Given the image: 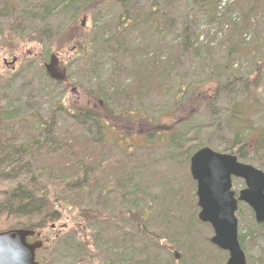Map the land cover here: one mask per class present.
<instances>
[{"label": "rangeland", "instance_id": "obj_1", "mask_svg": "<svg viewBox=\"0 0 264 264\" xmlns=\"http://www.w3.org/2000/svg\"><path fill=\"white\" fill-rule=\"evenodd\" d=\"M152 2L134 0L131 15L137 14L136 18H141V21L131 26L128 19H125V28L118 25L122 8L114 1L106 0L92 9L93 11H83L76 24L81 27L84 43L86 42L88 47L89 43L91 44L92 53L88 57L75 53L73 45L67 42L64 36L61 37L70 26L69 16L64 12H54L48 20L38 26V35L30 33L25 36L26 43L21 45L18 51L10 50L5 43L4 47L0 48L1 90L5 92L8 89V93L19 97L23 111L31 110V107L25 104L29 101L34 106V111L45 116L52 114L58 103L69 110H73L75 104L81 106L78 108H94L100 114L107 115L102 102L99 103L88 93L96 92L99 86L108 91L119 86L118 89L125 92L122 97L112 102L115 115L141 112L148 121L161 122V129L172 125L178 128L182 126L183 121L173 124L168 116V111L174 107L175 92L183 83L191 85L204 82L206 76L213 72V77L220 76L218 81L239 78L236 81V89L228 93L223 92L218 103L226 108L230 107L233 100L249 105L254 126L264 134V0H158L157 10L163 13L166 19L169 17L164 24L166 29H162V32L156 31L155 25L148 26L143 23L145 15L152 9ZM26 9L24 5H20L17 13L22 16ZM2 22L1 25L4 26L6 20ZM186 27L190 37L197 39V49L185 55L178 56L173 53L171 56L169 51L174 49L169 48L182 41ZM115 36L118 41L112 42ZM56 37L61 39L54 41ZM100 41H105L107 46L101 48ZM46 50H49L54 61H57L53 67L54 76H51L45 67L52 57L42 62L37 54ZM167 57L172 59L168 62L170 71L165 77L164 89L149 88L148 85L142 90L135 66H140L139 63L147 59L148 62L144 63L143 68L152 69L154 61L167 60ZM14 59L15 62L12 63ZM247 81L248 86L242 92L241 84H246ZM206 85L213 88L212 83ZM213 117L202 108L192 116L191 125L207 126L213 122ZM58 121L60 132L80 128L77 122L71 119V115L66 113H59ZM141 121L132 118L130 122H125L114 117L109 137L116 139V143L121 145L120 150L118 147L112 148L114 151L107 148L105 152L93 153L94 157L105 153L107 172L101 184H110L111 189L101 195L98 190L91 191L84 204L100 209L105 216L111 218L110 235L113 236L114 231L121 230L131 234L133 244H143L148 250L139 254L141 257L149 252L155 242L137 233L134 224H127L118 212L148 209L150 216L155 219L156 213L167 205L163 200H158V196L163 199L168 188L172 187L174 194L167 196L171 201L178 200L182 211L180 217L184 223L178 230L179 234L186 232L188 220L195 215L196 222L191 231L198 246L205 242L207 237L211 238L213 229L198 219L196 182L191 177L189 164L178 155L175 160H169L167 148L160 145L162 143L158 140L146 137L149 125ZM210 134L211 136H205L211 140L208 146L221 150L218 144H226L222 139L225 133L211 131ZM252 156L253 161L248 163L258 167L261 162L264 166V150L252 153ZM130 176L133 177L131 183L130 178H127ZM244 187L243 179L233 178V190L237 195ZM75 213V209L67 211V216L57 223V227L52 228L54 230L50 234L45 231L40 233L41 240L46 244V248L36 254L40 264H110L109 258L98 248L99 241H96L95 246L97 259L92 258L91 250H70L72 242H82L79 236L70 231V221H73ZM114 215L116 217H113ZM236 215L240 227L241 224L243 226L242 232L248 234L244 249L247 264H264V224L262 228L258 226L253 210L244 202H239ZM106 222L109 220L94 224L91 228L93 234L98 235L106 226ZM147 227L152 229V226ZM174 230H177V226ZM239 231L241 232V228ZM182 244L186 246L187 251L185 260L189 261L197 247L189 246L190 241L185 238L179 242V247ZM162 245L170 248L176 261L182 259V249H175L177 244H168L170 247L164 243ZM198 252H203V259L208 258L202 261L203 264H210L208 260L211 255L216 257L207 246ZM217 255L219 259L220 254ZM74 258H77V263L73 262Z\"/></svg>", "mask_w": 264, "mask_h": 264}, {"label": "trees", "instance_id": "obj_2", "mask_svg": "<svg viewBox=\"0 0 264 264\" xmlns=\"http://www.w3.org/2000/svg\"><path fill=\"white\" fill-rule=\"evenodd\" d=\"M104 1L106 0H0V48L4 47L5 43L10 50L18 51L21 45H25L26 35L30 33L34 36L38 35L37 28L41 23L48 20L54 12H64L69 16L71 23L67 32L61 37L64 36L66 41L73 45L75 53L88 57L92 53V47L90 43L89 47L86 42L84 43L81 27L76 24L77 18L83 11H93L92 9ZM111 1L122 8L118 24L120 27L125 28L127 21L131 26L141 21V18H136L137 14L131 15L134 0ZM152 1V9L145 15L143 23L148 26L155 25L156 31L162 32V29H166L164 24L169 17L166 19V16L157 10L158 0ZM20 5L27 8L22 16L17 13ZM125 19L128 20L124 23ZM3 20H6L4 26L1 25ZM190 36L186 27L182 41L169 48L174 49L169 51L171 56L173 53L178 56L185 55L197 49L195 44L197 39ZM60 39L56 37L54 41ZM111 41H118V37H113ZM100 46L103 48L107 44L105 41H100ZM37 54L42 62L53 58L49 50ZM170 59L172 58L167 57V60L154 61V66L148 70L143 68L144 63L148 62L147 59L139 63L140 66H135L142 90L148 85L149 88L164 89L165 77L170 71L168 63ZM211 73L206 76L204 82H195L191 85L183 83L179 86L175 92L174 107L170 112L168 111V116L173 124L183 121L182 126L177 128L176 125H172L166 129L159 128L161 124L159 121H148L141 112L115 115L112 102L122 97L125 92V90L120 91L119 86L112 91L99 86L96 92L88 93L99 103L102 102L107 115L100 114L94 108H78L81 106L75 104L73 110H69L58 103L52 114L45 116L34 111L35 108L29 101L25 104L30 106L31 110L23 111L21 99L11 92L8 93V89L2 91L0 82V232L12 228H27L37 233L45 231L50 234L54 230L53 225L54 228L57 227V223L67 216L66 212L75 209L74 219L70 221V231L79 236L82 242L78 244L72 242L69 247L74 252L91 250L92 258L97 259L95 246H97L96 241H99L98 248L106 254L110 264H203L202 261L208 258L203 259V252L199 254L198 251L207 246L216 256L214 258L210 254L208 263L226 264L228 254L212 245L209 237L205 242L196 245V237L191 231L196 222L195 215L188 220L186 232L179 234L178 230L184 223L180 217L182 211L178 200L171 201L169 198L175 192L172 187L168 188L163 199L158 196V200H163L167 205L156 213L155 219L150 216L151 212L148 209L118 212L127 224H134L137 233L155 242L151 245V249L149 248V252L141 257L139 254H144L148 250L143 244H133L131 234L123 233L121 230L114 231L113 236L110 235L111 218L105 216L100 209L84 204L85 199L90 197L91 191L98 190L101 195L111 189L110 184H101L107 172L105 153L96 157L93 153L105 152L107 148L114 151L112 148L118 147L120 150L121 145L116 143V139L109 137L110 130L113 129L114 117L121 118L125 122H130L132 118L143 120L141 122L149 125L146 137L162 143L160 145L167 148L169 160H175L178 155L186 164L190 163V157L195 151L211 143L210 139L205 138L207 134L211 136V131L215 133L222 131L226 134H223L222 138L226 144H218L221 150L216 149V151L234 154L243 163L250 164L248 162L254 159L252 153L264 150V134L254 126L250 106L238 100H233L229 108L218 103L223 92L228 93L236 89V81L239 78L233 77L225 82L218 81L220 76L216 78ZM206 83H212L213 88L208 87ZM241 85L243 92L248 86V81ZM126 92L128 94V91ZM202 108L214 116L213 122L207 126H192V116ZM59 113L71 115V119L77 122L82 130L78 128L74 131L68 129L60 132ZM257 168L264 171L261 162L258 163ZM127 178H130L131 183L133 177ZM101 220H109V222L105 223L106 226L98 235L93 234L92 226L100 224ZM263 224L258 226L262 228ZM148 225L152 226V229L148 228ZM205 225L211 229L210 225ZM176 226L177 230H174ZM240 228L239 241L242 248L246 249L248 234L242 232L244 230L242 224L241 227L239 225ZM183 238L189 239V246L197 247L189 261L185 260L186 246L178 245ZM163 243L167 244V247H170L168 244H177L175 249L179 251L182 249V259L176 261L170 248L163 247ZM203 244L205 246H202ZM45 245L44 243L40 250H44ZM217 254L222 256L219 255L218 259ZM73 262L77 263V258H74Z\"/></svg>", "mask_w": 264, "mask_h": 264}, {"label": "water", "instance_id": "obj_3", "mask_svg": "<svg viewBox=\"0 0 264 264\" xmlns=\"http://www.w3.org/2000/svg\"><path fill=\"white\" fill-rule=\"evenodd\" d=\"M15 62V59L12 63ZM47 71L54 76V62ZM190 174L196 182L199 207L198 219L213 229L210 241L228 253L226 264H247L246 254L239 241V222L236 216L239 202L254 212L255 221L264 223V171L239 161L230 153H222L203 146L190 157ZM233 178L244 180L245 187L233 190ZM36 236L30 242L29 238ZM40 233L33 229L13 228L0 232V264H40L36 253L43 246Z\"/></svg>", "mask_w": 264, "mask_h": 264}, {"label": "clouds", "instance_id": "obj_4", "mask_svg": "<svg viewBox=\"0 0 264 264\" xmlns=\"http://www.w3.org/2000/svg\"><path fill=\"white\" fill-rule=\"evenodd\" d=\"M16 264H27L26 261H17Z\"/></svg>", "mask_w": 264, "mask_h": 264}, {"label": "flooded vegetation", "instance_id": "obj_5", "mask_svg": "<svg viewBox=\"0 0 264 264\" xmlns=\"http://www.w3.org/2000/svg\"><path fill=\"white\" fill-rule=\"evenodd\" d=\"M56 63V62H55ZM55 63H54V65H55ZM33 240V238H30V241H32Z\"/></svg>", "mask_w": 264, "mask_h": 264}, {"label": "bare ground", "instance_id": "obj_6", "mask_svg": "<svg viewBox=\"0 0 264 264\" xmlns=\"http://www.w3.org/2000/svg\"><path fill=\"white\" fill-rule=\"evenodd\" d=\"M213 245V244H212ZM215 246V245H214ZM215 247H217V246H215ZM218 248V247H217ZM219 249V248H218Z\"/></svg>", "mask_w": 264, "mask_h": 264}]
</instances>
